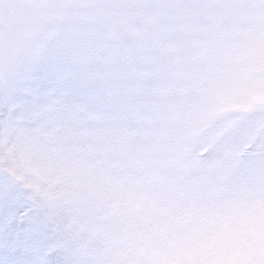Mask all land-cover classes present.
Returning <instances> with one entry per match:
<instances>
[{
	"label": "rangeland",
	"instance_id": "obj_1",
	"mask_svg": "<svg viewBox=\"0 0 264 264\" xmlns=\"http://www.w3.org/2000/svg\"><path fill=\"white\" fill-rule=\"evenodd\" d=\"M0 264H264V0H0Z\"/></svg>",
	"mask_w": 264,
	"mask_h": 264
}]
</instances>
